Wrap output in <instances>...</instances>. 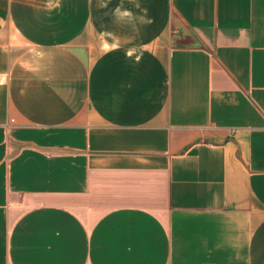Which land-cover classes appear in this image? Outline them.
Wrapping results in <instances>:
<instances>
[{"label":"crops","instance_id":"0c3cea01","mask_svg":"<svg viewBox=\"0 0 264 264\" xmlns=\"http://www.w3.org/2000/svg\"><path fill=\"white\" fill-rule=\"evenodd\" d=\"M0 264H264V0H0Z\"/></svg>","mask_w":264,"mask_h":264}]
</instances>
